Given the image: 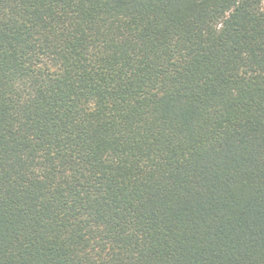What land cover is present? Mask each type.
Wrapping results in <instances>:
<instances>
[{"label": "trees", "instance_id": "trees-1", "mask_svg": "<svg viewBox=\"0 0 264 264\" xmlns=\"http://www.w3.org/2000/svg\"><path fill=\"white\" fill-rule=\"evenodd\" d=\"M264 0H0V264H264Z\"/></svg>", "mask_w": 264, "mask_h": 264}, {"label": "rangeland", "instance_id": "rangeland-1", "mask_svg": "<svg viewBox=\"0 0 264 264\" xmlns=\"http://www.w3.org/2000/svg\"><path fill=\"white\" fill-rule=\"evenodd\" d=\"M263 5H264V1H263Z\"/></svg>", "mask_w": 264, "mask_h": 264}]
</instances>
